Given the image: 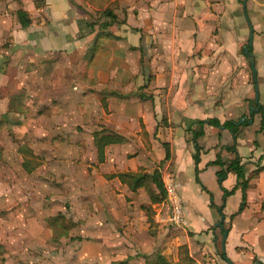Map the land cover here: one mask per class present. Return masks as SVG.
Masks as SVG:
<instances>
[{
  "label": "crops",
  "instance_id": "obj_1",
  "mask_svg": "<svg viewBox=\"0 0 264 264\" xmlns=\"http://www.w3.org/2000/svg\"><path fill=\"white\" fill-rule=\"evenodd\" d=\"M5 1L17 4L16 14L21 10L33 22L31 32L29 27L17 31L19 45L31 33L37 68L45 75L59 70L58 77L46 78L63 96L54 104L53 116L87 117L81 120L89 138L83 134L74 140L83 141L89 156L78 152L72 160L76 167L85 163V175L64 174L70 220L83 223L74 235L82 238L81 264H184L182 247L193 264H227L223 249L233 264H264V0H108L117 21L107 29L90 27V14L80 16V5L86 13L95 10L87 0ZM251 32L255 77L244 54ZM251 107L258 113L252 115ZM211 119L244 123L236 137L229 130L204 126L196 141L200 186L191 130L197 121ZM64 126L57 127L58 138L52 137L53 149L68 140L61 134L71 124ZM96 132L119 139L104 148L102 160ZM225 135L230 145L221 140ZM164 144L170 150L168 161ZM34 154L41 167L44 157ZM236 155L248 180L241 212V188L224 199V190L237 184L236 176L227 173L218 180L222 168L208 165L217 157L228 164ZM57 156L51 164H67L66 157ZM154 171L162 183H174L182 200V227L167 222L166 193L152 203L150 195L158 194L154 185L132 191L119 178ZM208 171L211 184L214 179L217 184L214 189L203 180ZM59 187L55 184V191ZM216 194L219 203L213 199ZM239 196L230 210V200ZM88 198L91 205L85 206L82 200Z\"/></svg>",
  "mask_w": 264,
  "mask_h": 264
},
{
  "label": "rangeland",
  "instance_id": "obj_2",
  "mask_svg": "<svg viewBox=\"0 0 264 264\" xmlns=\"http://www.w3.org/2000/svg\"><path fill=\"white\" fill-rule=\"evenodd\" d=\"M0 2V264H81L79 256L83 253V246L78 242L82 238L74 235L83 223L74 224L72 218L70 220V197L65 188L68 182L65 175L68 173L75 178L85 175V163L76 167L72 160L78 152L89 156L90 151L84 149L83 141L75 143L74 140L85 133L83 128L88 129L83 124L87 117L81 120L73 116H53L52 110L57 112L54 104L63 96H58L61 94L58 87L51 85L46 78L58 77L59 70L45 75L42 69L37 68L38 57L30 42L31 33L28 35L30 41L25 40V35L21 37L24 45L17 41L16 33L21 30L15 15L18 5L5 0ZM76 8L80 9L82 18L90 14V27L100 24L102 18L98 6L92 13H86L82 5ZM29 30L31 32L30 26ZM39 79H42V84H37ZM21 117L22 125L17 126ZM65 123L71 126L65 129L68 133L61 136L67 135L68 140L64 138L66 144L53 149L52 137L60 136L57 135V127L64 128ZM13 124L16 126L10 128L9 125ZM84 137L89 138V135L84 134ZM221 140L224 143L227 140L230 145L228 135ZM212 141L214 143L215 139ZM23 143L44 157V164L32 174L21 169L18 148ZM58 154L66 157L67 164H51L52 159L59 157ZM212 178L210 171L203 175L204 182L214 189L217 184L215 179L211 184ZM55 184L61 185L56 191ZM213 199L221 202L218 194ZM236 200L240 201V196L230 200V210ZM82 201L88 206L91 199Z\"/></svg>",
  "mask_w": 264,
  "mask_h": 264
},
{
  "label": "trees",
  "instance_id": "obj_3",
  "mask_svg": "<svg viewBox=\"0 0 264 264\" xmlns=\"http://www.w3.org/2000/svg\"><path fill=\"white\" fill-rule=\"evenodd\" d=\"M88 2L91 3L93 7L98 6L99 12H100V17L104 19L103 23L99 24V28L102 29H107L108 27L112 26L114 23H116L117 18L113 13V10L111 7L106 6L108 0H87ZM17 19L19 22V25L21 29L25 30L27 29L31 21L28 18L27 14L23 11H18L17 14ZM261 116H262V121H261V126L260 129L261 131H264V115H263V110H260ZM21 118H19V123L17 124L20 125L21 123ZM205 125L213 126L216 128H223L226 130H229L234 137H236L238 133V126L236 123L227 121L223 124H221L218 120L216 119H211L208 121H197L195 123L196 130H191L192 132V143L195 145V152L193 155V160L196 165L195 169V180L196 182L200 185V182L198 180V172L199 170L197 169V164L199 163V152L200 148L197 146L196 141L204 135L203 128ZM16 125H9L10 128L15 127ZM119 139L116 135H107L103 133L96 132L94 134V143L97 148V153H98V158L102 160L103 153H104V148L112 143L118 142ZM164 150H165V161L170 160V150L169 146L167 144L163 145ZM231 152L235 151V147H230L228 148ZM18 152L21 155L23 161L21 163V168L22 170L27 173L31 174L33 173L39 166H40V157L36 156L33 152L32 149H30L26 144L21 145L18 148ZM208 165H216L220 166L222 170L217 173V176L220 179H225V176L227 173H233L236 178H237V184L231 191H226L224 190V199L233 195L235 191L238 188H241L242 191V203L240 204L238 212H241L244 209L245 206V191L248 188V180L245 177L244 173V168L241 163V159L236 155L235 158L230 161L228 164H224L219 157L216 158V160L212 163H209ZM225 167V168H224ZM224 168V169H223ZM119 178L122 180L123 183L127 184L129 189L132 191H135L138 188L141 187H147V185L152 184L155 186V188L158 190V194L154 195L153 193L150 195V200L152 203L159 202L164 199L165 197V189L163 186V183L161 181L160 174L157 171H154L152 174H142V173H123L119 175ZM201 186V185H200ZM204 191H206L205 188L202 187ZM210 198L212 200V195L210 194ZM213 205V204H212ZM217 210L221 213V209L217 208ZM149 212V210H148ZM186 249L185 248H180L179 250V257L180 261L184 264H193V262L186 256L185 254Z\"/></svg>",
  "mask_w": 264,
  "mask_h": 264
},
{
  "label": "built area",
  "instance_id": "obj_4",
  "mask_svg": "<svg viewBox=\"0 0 264 264\" xmlns=\"http://www.w3.org/2000/svg\"><path fill=\"white\" fill-rule=\"evenodd\" d=\"M166 197L165 201L170 208L167 222L173 227L183 226V207L181 197L171 179L163 182Z\"/></svg>",
  "mask_w": 264,
  "mask_h": 264
},
{
  "label": "water",
  "instance_id": "obj_5",
  "mask_svg": "<svg viewBox=\"0 0 264 264\" xmlns=\"http://www.w3.org/2000/svg\"><path fill=\"white\" fill-rule=\"evenodd\" d=\"M251 46H252V32H251L250 37H249V43H248V46H246V47L244 48V54H245V56L247 57V61H248L249 65H250V68H251V70H252V73H253V75H254V77H255V76H256V70H255L254 57H253L252 53L250 52V48H251ZM255 91H256L255 102H256V104H257V103H258V92H257V87H256ZM258 111H259L258 108H255V109H254L253 107L250 108V113H251L252 115H253L254 113H258ZM252 122H253V120H250V121H248V124L251 125ZM243 123H244V119H240L239 122H238L236 125H237V126H240V125L243 124ZM222 221H223V218H222L221 222H222ZM225 238H226V233H223V241L225 240ZM223 255H224L223 258H224V260L227 262V264H233L232 262H230V261L226 258L224 249H223ZM252 264H259V263H258V262H254V263H252Z\"/></svg>",
  "mask_w": 264,
  "mask_h": 264
}]
</instances>
